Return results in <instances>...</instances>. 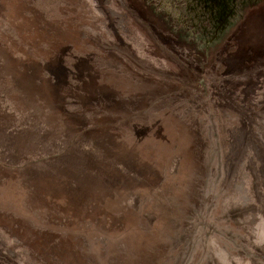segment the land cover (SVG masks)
Wrapping results in <instances>:
<instances>
[{
    "label": "rangeland",
    "instance_id": "rangeland-1",
    "mask_svg": "<svg viewBox=\"0 0 264 264\" xmlns=\"http://www.w3.org/2000/svg\"><path fill=\"white\" fill-rule=\"evenodd\" d=\"M0 264H264V0H0Z\"/></svg>",
    "mask_w": 264,
    "mask_h": 264
}]
</instances>
